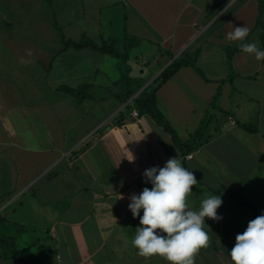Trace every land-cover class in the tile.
I'll return each mask as SVG.
<instances>
[{
  "label": "crops",
  "instance_id": "1",
  "mask_svg": "<svg viewBox=\"0 0 264 264\" xmlns=\"http://www.w3.org/2000/svg\"><path fill=\"white\" fill-rule=\"evenodd\" d=\"M55 1L58 3L50 0L53 5ZM236 1L71 0L72 11L74 6L82 10L77 26L80 30L74 34L68 29L70 23L58 19L53 5L50 16L41 17L40 13L47 12L43 0L27 3L29 13L20 19L14 15L13 8L19 7L16 0H0V197L31 194L29 207L13 220L27 230L24 242L32 252L50 250L48 264H169L158 255H140L132 245L139 217L133 218L128 205L132 194L152 187L142 175L146 169L163 167L169 158L177 157L198 182L187 197L193 210L199 209L205 194L221 195L223 201L217 209L222 220L205 218L209 240L195 254V264H233L230 250L236 235L255 219L243 200L249 201L259 215L264 210V60L257 61L240 49L232 55L231 67L226 61V47L240 42L228 39L233 27L246 25L250 32L245 42L258 39L261 47L259 34L264 21L261 15L259 24H254L259 10L244 21L246 3L230 9ZM103 10H117L118 21L128 29L125 34L142 37L129 51V64L130 74L143 77L145 85L173 58L167 59L166 51L175 55L185 50L181 45L189 39L191 28L213 26L197 45V66L204 77L193 67L182 66L156 91L158 110L177 137L188 141L192 147L189 152L182 154L171 135L149 115L130 114L123 124L98 132L90 146L69 159L84 137L78 136L76 126H72V111L78 105L93 108L113 99L111 112L104 111L96 118L97 122L103 119V126L111 124L126 105L111 94L92 96V91L99 88L112 89L119 77L115 73L118 77L109 78L100 63L89 68V75H94L90 81L83 76V83L65 84L68 77L75 78L73 74L82 70L78 64L62 63L64 54L69 48L80 51L86 47H63L62 34L65 39L78 34L90 37L87 29L94 28L101 41L115 39L119 48L112 31L102 33ZM104 22L109 26L105 17ZM141 24L155 37L141 32ZM163 26L166 31L158 32ZM56 27H61V32ZM176 28L177 36H184L181 42L177 36L173 38ZM169 37L171 40L166 39ZM152 55L157 58L155 64L138 66ZM134 60L138 61L137 69L131 65ZM51 72L55 78L50 77ZM61 86H82L87 94L78 104L71 95L64 97ZM217 90L219 96L213 105ZM72 131L67 143L66 134ZM132 155L134 160L129 161ZM55 168L60 171L54 172ZM40 176L46 178L50 194L34 200L33 182ZM28 215L40 221L45 218L47 224H32ZM37 229L47 237L41 248L29 238Z\"/></svg>",
  "mask_w": 264,
  "mask_h": 264
},
{
  "label": "clouds",
  "instance_id": "2",
  "mask_svg": "<svg viewBox=\"0 0 264 264\" xmlns=\"http://www.w3.org/2000/svg\"><path fill=\"white\" fill-rule=\"evenodd\" d=\"M249 32L246 25L235 26L228 39L241 41L243 53L257 61L264 60V49L255 42H245ZM127 159L133 161L134 157ZM142 175L152 187H144L142 192L129 197L128 208L134 219L139 217L132 245L142 256L158 255L169 264H195V254L209 240L204 229L205 218L217 222L223 219L217 214L223 203L221 195L205 194L199 209L193 210L187 197L198 182L177 157L169 158L163 167L146 169ZM230 257L233 264H264V210L236 235Z\"/></svg>",
  "mask_w": 264,
  "mask_h": 264
},
{
  "label": "rangeland",
  "instance_id": "3",
  "mask_svg": "<svg viewBox=\"0 0 264 264\" xmlns=\"http://www.w3.org/2000/svg\"><path fill=\"white\" fill-rule=\"evenodd\" d=\"M16 1L17 2L15 4L18 5L19 7H14L13 8L14 15L15 14L18 15L17 18L20 19L21 17H23V16H25L26 14L29 13L27 11L28 10V4H31L33 2V0H27V1L26 0H16ZM22 1H26V2L23 3ZM38 1H40V0H38ZM70 1L71 0H58V3H56V1H55L54 5L51 4V3L49 5H47L45 3V1H44V5H45V7L47 9V12L40 13L41 17L42 16L43 17L44 16L49 17L50 16V12H49L50 8H52V5H53L54 9L58 12V16H59L58 19L61 20L63 23L64 22L70 23V26L68 27L69 31L73 30L75 32L77 30H80V28L77 27V26L80 25V22L82 20V18H81L82 10L81 9L80 10H78V9L76 10V7L74 6V9L72 11L71 10V6L72 5L70 4ZM244 3H246V9H247L246 12H247V14L244 16L243 20L247 22L249 17L251 16V14L258 10V3H257L256 0H237L236 2L232 3L233 5H232V7L230 9L233 10L236 7H240ZM82 7H83L82 9L85 10L86 4L84 2H83V6ZM78 8H81V5H79ZM108 14H109V16H107ZM32 15H33V13H32ZM261 15L263 16L262 20L264 21V13H262ZM119 16H120V14H117V10H112V11L103 10L101 12V17L103 19L102 20V33L104 35H106L108 31H112V33H114L116 35V37L118 38V40H119V42H117V44H118L117 46L118 47H120V41H121V44H122V41L125 38L124 34L127 33V31H128V29L126 31V29L124 27H122V23H121L122 21H120V22L118 21L119 20ZM104 17H105V20L110 21L109 26L112 24L111 27L107 26V24L104 22ZM218 23H219V21H218ZM141 25H142V28L140 29L141 32H143L144 34H145V32L149 33L151 36L155 37V35L151 32V30L149 28H145L144 24H141ZM207 25L208 26H203V27H199V28H196V29H194V28L190 29L191 30V35L188 37L189 39L186 40L181 45L182 48L184 47L183 50L185 49L187 51H192V50L197 48L199 40L202 39L204 36L209 35L210 32L213 29V26H210L209 24H207ZM61 30H62L61 27H56V31L57 32H61ZM87 30H88V32H90V37L87 34L86 35L85 34H83V35H79L78 34V35H72L73 39H70V40L78 41V42H81V41H84V40H89V41L91 40V41H93V42H95L97 44H101L102 43V41L100 40L98 35L96 33H94V32L97 31L96 29L89 28ZM157 30H158V32H161V31L165 32L166 28H165V26H163V27H159ZM74 34H77V33L75 32ZM128 35H130V34H128ZM59 36H61V35H59ZM75 36H78V37L76 38ZM133 36L136 39H138V40H140L142 38V37L135 36V35H133ZM176 36H177V28H176V30H174L173 38H176ZM183 38H184V36H177V39H178L179 42H181V40H183ZM68 39L69 38H66L65 40L67 41ZM166 39L171 40L170 37L166 38ZM62 40H63V38H61V42H62ZM130 40H134V39H130ZM252 40H253L252 42H255V43L257 42L258 43V39H256V41H255V39L252 38ZM103 41H105V40H103ZM62 46L64 47V43H62ZM187 47H190V49L189 48L187 49ZM92 49H91V47H86V49L84 48V49L79 51V49L73 48V50H72L71 48H69L68 51H67V54H64L66 56L64 58H62V59H64V60H62V63H64V62L69 63L68 65L78 64L79 70H82L80 73H78V75L73 74L75 76V78L68 77V79L65 81V84L74 86V85H76L79 82L83 83V79H82L83 76H85V81H87V82L90 81L89 79L93 78L94 75L93 74L89 75L90 74L89 68H91V66L94 65L95 63H100V65L102 67V70L104 72L108 73L109 78L118 77L116 75H113L115 73L117 75H119V72H118V69H117V64H116L117 63V59L115 57L109 55L108 53L99 54L98 52H94ZM81 51H85V52H81ZM155 52L156 51H154V53ZM173 54L174 53L167 54L166 55L167 59H169L171 57H174V56H176L178 54L180 55V51H179V53H177L175 55H173ZM153 56L154 55H152L151 58L149 57L148 59H144V60L142 59L143 60L142 61L143 64H141V62L138 63V61L134 60V61H132L131 65L133 66L134 69H137V63H138V66H140V67H143L145 65L148 66V63H149V60H150L149 64L151 66L153 63L155 64L157 62L156 61L157 58H155ZM60 61H61V59L58 60V62H60ZM58 62L56 63L57 66H59ZM156 67L157 66L152 68L153 72L155 71ZM160 71H159V73H160ZM158 74H156V75H158ZM150 75H148L147 78H149ZM156 75H151L152 77H151L150 81H152L156 77ZM50 77L51 78H55L54 77V73L51 72V76ZM95 78L101 79L103 77L97 76ZM105 79L106 78L104 77L103 80L105 81ZM51 80H53V79H51ZM112 86H113L112 89L111 88L109 89L108 87H105L104 89L99 88L96 91H92L91 94H92V96H95V97H97V96H107V95L109 96L111 94V92H114V91L118 90L117 86H115V85H112ZM62 94L64 95V97H67V94L63 93V91H62ZM57 95H59V93ZM84 95H85V91H80V95L79 96L81 98H83ZM113 101H114L113 99H109L108 102L103 103V104H97L93 108H89L88 106L84 107L83 104L81 105L80 103H78L80 105H78V107L76 109H74V111H72L73 112V123H72V126H76L74 128H76V134L78 136H82L83 135L84 137L81 138L82 140L80 139L78 141L79 144L74 149H78V148L84 147L86 142L91 141V140H93L96 137V135L99 132L98 129L102 128L103 125H104V124H102L103 123L102 122L103 119H101V120L99 119L100 121L97 122L98 119H96V118H99L104 113V111L108 112V113L111 112V110H112L111 108H113L112 107V105H113L112 102ZM69 125H70L69 122L66 123V127H69ZM87 129L89 131H85ZM73 133H74V131L67 132V134H66L67 135V140H66L67 143L70 141V137L73 135ZM92 134H93V136H90ZM30 157H35V154L34 155H30ZM63 164L64 163H62L61 165H63ZM53 171L54 172H59L60 170L55 168ZM32 177H33V175H32ZM45 182H46V178L44 180V177H41V176L37 177V179L33 182L35 184L33 186V189H34V193L36 194V195H34V197H36L34 200H36V199L38 200V198L39 199H45L50 194V193L47 192V187L45 185L46 184ZM17 195L18 196L10 195L6 199H4L3 196H1L0 197V209L1 210L3 208L4 209L2 211L0 210V212L3 213V215L5 216L6 219H8L11 223H13L10 232L16 238L17 247L18 248H28V251L32 252L31 251V247L28 246L29 244L27 242H24V240L26 238L25 237L26 231H23L21 229V227L17 226L18 223L14 222L15 220H13V219H15L14 217L19 215L22 212L23 209L29 207V205L31 204V199H30L31 194L27 193V194H25L23 196H20L19 194H17ZM22 201H24V204L22 206H20V203ZM243 201H244L243 204L246 205L245 202H247V201L246 200H243ZM1 202H3V203H1ZM22 213L24 214V212H22ZM258 215H259V212H258ZM28 216L32 219V221H31L32 224H43V226H45L47 224L45 218H43L40 221L38 219H35L32 215H28ZM34 233H35V235H33ZM34 233H32V236H30L29 238H32V240H34V241H37L38 246L41 248V246L43 245V243L45 241V238H47V237H44L45 233H43V231L38 230V229ZM21 245H25V246H21ZM38 246H36V247H38ZM14 262L18 263L17 261H14L12 259H5V258H2V260L0 261L1 264H3V263H14Z\"/></svg>",
  "mask_w": 264,
  "mask_h": 264
},
{
  "label": "trees",
  "instance_id": "4",
  "mask_svg": "<svg viewBox=\"0 0 264 264\" xmlns=\"http://www.w3.org/2000/svg\"><path fill=\"white\" fill-rule=\"evenodd\" d=\"M47 5L51 2L50 0H44ZM258 3V17L256 21V26L259 24V17L263 13L264 0H257ZM254 29V28H253ZM252 29V30H253ZM251 30V31H252ZM125 38L122 41L121 47H116L115 39H110L109 41H102L101 44H97L93 41L84 40L81 42L73 40H65L64 34H62L64 47L73 46L76 48L91 47L101 53H108L109 55L117 59V69L119 72V77L115 80L113 85L118 87V90L111 92V95L117 99L120 103H125L129 98H131L135 93H137L146 83L145 79L141 76H133L130 74V64H129V51L131 48L139 44V40L133 35H124ZM134 39V40H130ZM259 39L261 42V49H264V25H262V32L259 34ZM241 41L233 45L226 47V61L231 67V57L232 55L240 50ZM162 49H158L160 54ZM171 53V52H170ZM166 51V54H170ZM199 54L198 48L187 51L184 50L177 56L170 64H168L145 88H143L130 103L126 104L111 120V124H107L102 128L98 129L99 132H103L110 126H118L123 124L124 120L128 118L132 110H136L138 115L147 114L149 115L159 126H161L166 132L171 135V138L175 145L179 148L182 154L189 152L192 147H189L188 141H181L167 119L161 114L157 108L156 102V91L157 89L170 77H172L177 70L182 66H191L196 72L204 77L202 70L197 66V57ZM171 59V58H169ZM150 62V60H149ZM63 93L71 95L77 103H81L83 98H81L80 91H84L82 86L70 87L61 86ZM219 96V90H217L213 96L211 104H215ZM248 129L251 127L247 126ZM94 140V139H93ZM93 140L86 142L84 147L74 149L70 155L69 159L78 155L85 148L91 145ZM197 147V145H195ZM244 202V201H243ZM245 204L252 208L255 217L258 215V210L249 202ZM12 224L8 219L5 218L3 213L0 212V257L5 259H12L22 264H48V258L50 255V250H42L37 252H29L28 248H18L16 244V238L10 232ZM21 227L23 231H27L23 225L17 224Z\"/></svg>",
  "mask_w": 264,
  "mask_h": 264
},
{
  "label": "water",
  "instance_id": "5",
  "mask_svg": "<svg viewBox=\"0 0 264 264\" xmlns=\"http://www.w3.org/2000/svg\"><path fill=\"white\" fill-rule=\"evenodd\" d=\"M179 55V54H178ZM178 55H176V56H174L168 63H167V65L168 64H170ZM167 65H165V67L167 66ZM165 67H163V69L165 68ZM162 69V70H163ZM161 70V71H162ZM160 71V72H161ZM157 76V75H156ZM149 84V83H148ZM148 84H146V85H144L137 93H135L131 98H129L128 100H127V102H125V104H128V103H130L131 101H132V99L143 89V88H145ZM1 210V209H0Z\"/></svg>",
  "mask_w": 264,
  "mask_h": 264
},
{
  "label": "built area",
  "instance_id": "6",
  "mask_svg": "<svg viewBox=\"0 0 264 264\" xmlns=\"http://www.w3.org/2000/svg\"><path fill=\"white\" fill-rule=\"evenodd\" d=\"M131 115H133V116H138V113H137L136 110H132V111H131Z\"/></svg>",
  "mask_w": 264,
  "mask_h": 264
}]
</instances>
